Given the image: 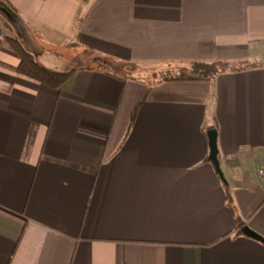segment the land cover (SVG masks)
Instances as JSON below:
<instances>
[{
  "label": "crops",
  "instance_id": "crops-1",
  "mask_svg": "<svg viewBox=\"0 0 264 264\" xmlns=\"http://www.w3.org/2000/svg\"><path fill=\"white\" fill-rule=\"evenodd\" d=\"M7 1L41 63L91 48L252 65L156 83L78 68L56 90L17 71L1 34L0 264H264L241 231L264 237V0Z\"/></svg>",
  "mask_w": 264,
  "mask_h": 264
},
{
  "label": "trees",
  "instance_id": "trees-1",
  "mask_svg": "<svg viewBox=\"0 0 264 264\" xmlns=\"http://www.w3.org/2000/svg\"><path fill=\"white\" fill-rule=\"evenodd\" d=\"M0 4L3 5L9 13L6 15L0 12V35L6 33L3 29L8 32L5 37L20 59L16 67L17 71L56 90L60 89V87L73 76L78 68L99 69L119 78L141 79L156 83L169 79L213 80L223 71L240 70L252 65L249 61H244L239 64L225 61H192L186 63L183 68V70L187 71L186 73L173 75L165 72L167 67L143 66L133 62L118 60L91 48H83L81 52L82 55L80 54L82 64H76L71 67L69 65H64L61 68L49 67L37 60L28 50L27 38L29 35L21 16L7 0H0ZM137 107L138 105L131 114L129 127L135 120ZM223 183L227 204L233 209L231 190L226 180L223 181ZM236 225L238 228H241L243 225L238 216H236Z\"/></svg>",
  "mask_w": 264,
  "mask_h": 264
},
{
  "label": "water",
  "instance_id": "water-1",
  "mask_svg": "<svg viewBox=\"0 0 264 264\" xmlns=\"http://www.w3.org/2000/svg\"><path fill=\"white\" fill-rule=\"evenodd\" d=\"M0 12L8 15V11L7 9L0 4ZM207 136H208V146H209V153H208V159L211 161V163L213 164L217 174L220 176V178L225 181V178L223 176V172L220 168V164H219V159H218V150H217V131L215 129H209L207 131ZM242 233H244L247 236H250L252 238H255L257 240H260L262 242H264V237L261 236L259 233L255 232L254 230H252L251 228H249L248 226L244 225L241 228Z\"/></svg>",
  "mask_w": 264,
  "mask_h": 264
},
{
  "label": "rangeland",
  "instance_id": "rangeland-1",
  "mask_svg": "<svg viewBox=\"0 0 264 264\" xmlns=\"http://www.w3.org/2000/svg\"><path fill=\"white\" fill-rule=\"evenodd\" d=\"M0 26H1V19H0ZM3 30L4 32L8 33L5 29ZM59 52L61 54V57L58 59L59 61L55 59H50L49 61L44 60V62L42 63L51 65L52 67L53 65L56 66L57 64L64 63V62L68 63L69 66H74L76 64L78 65L82 64V58H81L82 53L80 57L77 58V55H76L77 52L74 51L73 49L62 48L59 50ZM256 61H259L260 63L264 62V54L261 57L257 58ZM165 72L175 75V74L186 73L187 71L183 69H179L178 67L171 66V67L166 68Z\"/></svg>",
  "mask_w": 264,
  "mask_h": 264
},
{
  "label": "built area",
  "instance_id": "built-area-1",
  "mask_svg": "<svg viewBox=\"0 0 264 264\" xmlns=\"http://www.w3.org/2000/svg\"><path fill=\"white\" fill-rule=\"evenodd\" d=\"M260 174H264V168L259 169Z\"/></svg>",
  "mask_w": 264,
  "mask_h": 264
}]
</instances>
